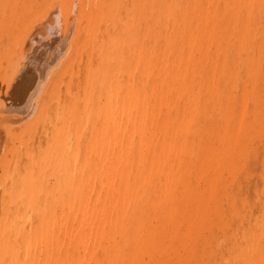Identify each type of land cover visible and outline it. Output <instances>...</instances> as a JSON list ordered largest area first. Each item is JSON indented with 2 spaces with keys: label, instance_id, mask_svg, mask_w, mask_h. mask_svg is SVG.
I'll return each instance as SVG.
<instances>
[{
  "label": "bare ground",
  "instance_id": "1",
  "mask_svg": "<svg viewBox=\"0 0 264 264\" xmlns=\"http://www.w3.org/2000/svg\"><path fill=\"white\" fill-rule=\"evenodd\" d=\"M58 33L0 264H264V0H0L1 127Z\"/></svg>",
  "mask_w": 264,
  "mask_h": 264
},
{
  "label": "rangeland",
  "instance_id": "2",
  "mask_svg": "<svg viewBox=\"0 0 264 264\" xmlns=\"http://www.w3.org/2000/svg\"><path fill=\"white\" fill-rule=\"evenodd\" d=\"M61 38L59 33L57 34L56 38L54 39V42H55V45H47L46 50H43L45 49L44 47H39V48H43L42 50L38 49L36 51V53L34 54V60H33V64H31L33 67V72H34V69H35V72L34 74L36 75V79L38 81L37 84H40V85H37V94H35V97L36 99L33 100L34 101V104H33V101L31 102V104L28 105V108H24V112H20L19 110L17 111L18 114L16 112H13V114H11L12 118L14 117V119H11V117H9L11 119L7 121L8 119V116L5 117V120H4V125L6 126L7 124L10 125V127L12 126H15L14 128H12L14 130V132H10L11 134V140H8L6 139L5 140V137L3 138V140L6 142L4 143L2 141L1 145H0V163H1V160H3L5 162V164H7V160L9 161L12 157V155L14 156L17 151V154L20 153V155L22 154V145L25 141L29 140L33 134V131L34 129L37 127V125L35 126V124L37 123V118L40 117V115L47 111L48 109H50V105H49V102H48V99L46 97L47 96V93L48 91L53 87L55 89V87H57V85L59 84H56V83H60V80H59V77L60 75L58 76V74H62L64 71L63 68H65V65L66 63L72 59V53H73V49L69 47V45H65V39L62 37V39H59ZM64 39V40H63ZM62 40V41H61ZM58 43H57V42ZM64 43V44H61V43ZM58 45V46H57ZM65 45V46H64ZM50 46H53L50 47ZM54 47H57L54 48ZM64 48V50H62V48ZM66 47V49H65ZM51 48V49H50ZM54 49V50H53ZM61 55H59L57 52L61 51ZM67 52H66V51ZM43 51V52H42ZM53 51V52H52ZM57 51V52H56ZM66 53H65V52ZM72 51V52H71ZM55 52L57 53V55L55 54ZM70 52V53H69ZM52 53V54H50ZM54 53V54H53ZM69 53V54H68ZM61 56V57H60ZM63 57V58H62ZM62 59V60H61ZM63 61V62H62ZM65 63V64H64ZM37 71V72H36ZM53 71V72H52ZM53 75V76H52ZM55 76H58V80H54L51 78V77H55ZM50 78L52 79V81L50 80ZM54 81V82H53ZM51 82V83H50ZM48 85V86H47ZM39 86V87H38ZM52 86V87H51ZM45 88H49L48 90L46 89L45 91ZM44 91V92H43ZM38 95V96H37ZM40 95V96H39ZM43 95V96H42ZM42 96V97H41ZM44 97V99H43ZM41 99V100H39ZM37 100V101H36ZM45 100V101H44ZM39 101V102H38ZM44 103V105H43ZM49 107V108H48ZM26 109V110H25ZM42 109V110H41ZM47 109V110H46ZM21 114H20V113ZM42 112V113H41ZM49 112V110H48ZM37 114V115H36ZM10 116V115H9ZM7 118V119H6ZM20 120V121H19ZM6 121V123H5ZM16 121V122H15ZM19 121V122H18ZM3 124V122H0ZM14 123V124H13ZM0 124V125H2ZM24 124V125H23ZM33 124V125H32ZM7 125V126H9ZM23 125V126H22ZM30 125V126H29ZM4 126V127H5ZM6 126V127H7ZM1 127V126H0ZM3 126L0 128V131L2 128H4ZM30 128V130L28 131L27 129ZM33 127V128H32ZM26 128V129H24ZM40 128V126L37 127V130ZM19 130V131H18ZM21 130H25V132H21ZM27 130V131H26ZM4 130H2L0 133H2ZM41 131V128L40 130ZM37 131V132H39ZM22 133V135H20L19 133ZM36 132V133H37ZM15 133V134H14ZM27 133V134H26ZM23 135H26L25 138L23 137ZM24 138V139H23ZM8 140V141H7ZM12 143V145H10ZM7 144V145H6ZM6 145V146H5ZM2 146V147H1ZM8 147H11V150L14 152L12 153V155L8 152V153H5L7 152V150H10V148ZM11 151V152H12ZM7 154V155H6ZM6 156L5 158L3 157ZM7 162V163H6ZM11 162V160L9 161ZM3 162L0 164V182L2 181L3 177L4 176H1L3 175V172H2V168H1V165H5ZM3 167V166H2Z\"/></svg>",
  "mask_w": 264,
  "mask_h": 264
}]
</instances>
